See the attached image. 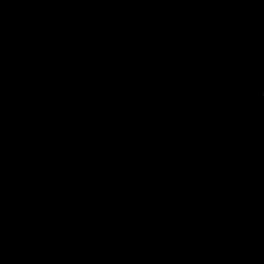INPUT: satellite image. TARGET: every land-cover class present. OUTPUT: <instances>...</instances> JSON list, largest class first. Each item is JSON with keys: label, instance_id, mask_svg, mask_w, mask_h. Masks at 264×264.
Wrapping results in <instances>:
<instances>
[{"label": "water", "instance_id": "95a60500", "mask_svg": "<svg viewBox=\"0 0 264 264\" xmlns=\"http://www.w3.org/2000/svg\"><path fill=\"white\" fill-rule=\"evenodd\" d=\"M0 264H264V0H0Z\"/></svg>", "mask_w": 264, "mask_h": 264}]
</instances>
